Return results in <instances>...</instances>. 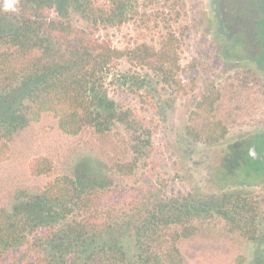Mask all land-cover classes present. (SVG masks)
Listing matches in <instances>:
<instances>
[{"label": "trees", "instance_id": "1", "mask_svg": "<svg viewBox=\"0 0 264 264\" xmlns=\"http://www.w3.org/2000/svg\"><path fill=\"white\" fill-rule=\"evenodd\" d=\"M134 1L19 0L16 11L0 10V163L8 160L16 133L45 114L69 135L92 129L109 136L114 126H124L133 157L112 165L125 177L150 158V126L134 109L101 94L105 78L127 58L175 94L187 95L196 83L179 76L181 40L171 30L158 46L121 47L101 36V25H120L137 12ZM72 11L87 24L78 25ZM261 104L263 79L253 69L236 70L200 96L188 113L185 137L222 143ZM259 122L264 126V112ZM89 165L55 175L51 157L30 160V173L48 180L36 191H22L13 207H0V264H185L180 242L214 225L248 241L260 238L258 194L234 189L197 200L134 191L118 197ZM256 264H264V254Z\"/></svg>", "mask_w": 264, "mask_h": 264}, {"label": "rangeland", "instance_id": "2", "mask_svg": "<svg viewBox=\"0 0 264 264\" xmlns=\"http://www.w3.org/2000/svg\"><path fill=\"white\" fill-rule=\"evenodd\" d=\"M134 3L137 12L120 25H101V36L109 37L121 47L144 41L158 46L162 35L171 30L181 40L178 51L184 69L179 76L185 82L194 79L196 83L187 95L175 94L153 72L127 58L105 78L101 94L120 107L134 109L138 118H144L150 126L153 142L150 158L139 163L131 177H125L112 165L114 161L133 157L124 126H114L109 136L92 129L69 135L59 128L51 114H45L16 133L8 160L0 163V207H13L22 191H36L45 184L47 176H34L29 171L30 160L41 154L54 160L55 175L70 174L79 164H90L95 169L94 177L108 182L118 197L136 191L139 195L160 192L169 198L206 200L225 191L242 189L262 199L257 242L238 238L214 225L204 234L182 240L179 246L185 264H256L257 257L264 254V159L252 158L250 152L252 146L258 153L261 151V146L254 142L257 135L264 134V126L259 122L264 104L255 109L247 123L234 127L222 143L208 146L193 142L184 132L188 113L208 88L236 70L250 68L256 72L257 33L264 36V28L257 31L258 12L254 3L252 0H135ZM72 17L78 25L87 24L78 12L72 11ZM229 45L241 54L240 58L227 56L225 49ZM192 63L195 66L190 67ZM235 143L239 146L234 155ZM232 164L236 167L229 170Z\"/></svg>", "mask_w": 264, "mask_h": 264}, {"label": "flooded vegetation", "instance_id": "3", "mask_svg": "<svg viewBox=\"0 0 264 264\" xmlns=\"http://www.w3.org/2000/svg\"><path fill=\"white\" fill-rule=\"evenodd\" d=\"M252 2L254 3L255 9L258 12L257 21H256L257 31H258L259 28L261 27L264 28V0H252ZM260 17L262 18V20L260 19ZM260 23L262 24V26H260ZM257 39L259 40V49L257 51V55L254 60L255 63H257V68H254V69L259 74L264 75V45L261 43V42H264V36L260 37L259 34L257 33ZM233 48L234 46H231V45L227 46V48L225 49L227 56H229L230 58H235V57L240 58L241 54L238 52H234ZM262 48H263V51H262ZM257 138H258L257 142L259 144H257V142H254V143H256V145L261 146L260 152H264V134L257 135ZM260 143L262 144L260 145Z\"/></svg>", "mask_w": 264, "mask_h": 264}, {"label": "clouds", "instance_id": "4", "mask_svg": "<svg viewBox=\"0 0 264 264\" xmlns=\"http://www.w3.org/2000/svg\"><path fill=\"white\" fill-rule=\"evenodd\" d=\"M19 0H0V10L4 12L16 11Z\"/></svg>", "mask_w": 264, "mask_h": 264}, {"label": "water", "instance_id": "5", "mask_svg": "<svg viewBox=\"0 0 264 264\" xmlns=\"http://www.w3.org/2000/svg\"><path fill=\"white\" fill-rule=\"evenodd\" d=\"M251 156L254 158H261L264 159V152H260L258 153L255 149V146H252L251 148V152H250Z\"/></svg>", "mask_w": 264, "mask_h": 264}]
</instances>
